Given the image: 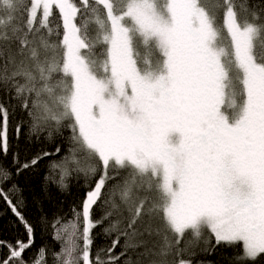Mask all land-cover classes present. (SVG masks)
<instances>
[{
  "label": "snow or ice",
  "instance_id": "6c2138e0",
  "mask_svg": "<svg viewBox=\"0 0 264 264\" xmlns=\"http://www.w3.org/2000/svg\"><path fill=\"white\" fill-rule=\"evenodd\" d=\"M0 90L9 97L0 101L3 157L11 100L26 113L30 138L46 131L51 142L71 130L69 155L49 169H59L62 190L71 171L82 173L88 191L70 219L50 222L60 244L52 264H119L140 246L150 264H192L168 256L179 255L172 250L186 232L198 239L204 230L217 245L240 248L237 264H264V5L0 0ZM60 152L22 164L13 153L15 172L0 164V184ZM16 192L15 183L0 187V198L26 239L0 241V264H49L47 245L25 256L35 228L10 198ZM97 228L116 233L110 247L93 249ZM145 235L158 240L128 243ZM121 236L125 250L115 255Z\"/></svg>",
  "mask_w": 264,
  "mask_h": 264
},
{
  "label": "trees",
  "instance_id": "16d2710c",
  "mask_svg": "<svg viewBox=\"0 0 264 264\" xmlns=\"http://www.w3.org/2000/svg\"><path fill=\"white\" fill-rule=\"evenodd\" d=\"M209 2L211 3L212 0H209ZM239 2L240 0H237V3ZM248 3L250 5H264V0H248ZM253 10L260 11L259 8ZM0 101L4 102L6 106L9 103V97L2 90H0ZM10 103L16 107L15 115L10 114L9 116V152L6 158L0 154V164L12 167L13 153H19L20 163L22 164L29 162L42 151L53 152L56 146L61 148L59 154L40 160L34 167L23 170L19 176L14 175L13 180L0 184V187H3L5 191H7L13 183L18 186L19 192L9 193V196L13 200V203H16L17 200L21 202L20 210L35 228V244L25 253V256L27 257L34 254L36 249L41 245H47L49 264H52L51 254L60 250V244L52 238L50 222L57 216L70 219L72 208H80L88 188L85 187L84 175L71 171V175L66 178L68 186L66 189L62 190L58 184L54 182L60 177L59 169L54 171L49 169L51 161L55 160L59 162L63 156L69 155L68 149L73 146L68 139L71 136V130L62 129V136H54L51 142L45 139L47 135L46 131L39 133V139L35 136L30 138L25 135L28 124L30 123L26 113L21 110L16 100H11ZM22 119L26 122L20 130L19 139H17L15 126ZM74 167L75 165H69L70 170ZM12 171L13 173L15 172L14 167H12ZM126 175L127 172L121 171L118 181ZM46 176H50L52 179L46 181ZM89 183H94V181H90ZM94 215L98 217L102 215V211L94 209ZM42 217L47 218L49 221V226L46 229L41 223ZM104 226L106 227L107 223H105ZM95 233L98 235L94 241V250L100 247H110L113 240L116 239V233L105 236L102 232V228H97ZM17 238L26 239L23 225L20 224L4 199L0 198V241H14ZM139 239L147 240L149 242V247L158 240L155 236L149 237L145 235L143 237L131 239L128 243L135 244ZM169 239L173 242L175 241V237L171 235ZM124 246L125 238L121 236L119 244H117L113 250V254L119 255L125 250ZM176 248L182 251L175 257L169 255L168 260L171 261L174 258L177 260L190 259L192 264H237L235 257L240 252L239 247H228L224 244L217 245L214 236L211 235L208 230H204L198 239L194 238L191 232H186L180 239L179 244L174 245L172 250L173 253H175ZM143 251V246L137 248L129 247L125 255L120 258L119 264H125V261L129 259L133 264H136L137 261H139V264H150L153 257L140 256L139 253ZM6 252V248H0V258H2Z\"/></svg>",
  "mask_w": 264,
  "mask_h": 264
}]
</instances>
